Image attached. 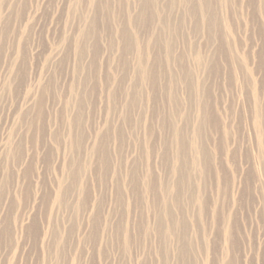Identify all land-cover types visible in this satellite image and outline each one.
<instances>
[{
  "label": "rangeland",
  "instance_id": "obj_1",
  "mask_svg": "<svg viewBox=\"0 0 264 264\" xmlns=\"http://www.w3.org/2000/svg\"><path fill=\"white\" fill-rule=\"evenodd\" d=\"M0 264H264V0H0Z\"/></svg>",
  "mask_w": 264,
  "mask_h": 264
},
{
  "label": "bare ground",
  "instance_id": "obj_2",
  "mask_svg": "<svg viewBox=\"0 0 264 264\" xmlns=\"http://www.w3.org/2000/svg\"><path fill=\"white\" fill-rule=\"evenodd\" d=\"M256 120H257V118H256ZM257 122V121H256Z\"/></svg>",
  "mask_w": 264,
  "mask_h": 264
}]
</instances>
